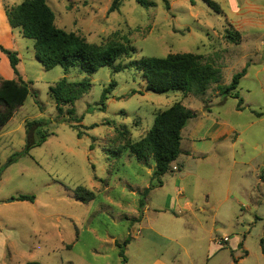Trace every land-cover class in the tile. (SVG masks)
<instances>
[{
  "label": "rangeland",
  "instance_id": "obj_1",
  "mask_svg": "<svg viewBox=\"0 0 264 264\" xmlns=\"http://www.w3.org/2000/svg\"><path fill=\"white\" fill-rule=\"evenodd\" d=\"M113 1L47 3L58 27L89 42L127 35L136 52L115 63L125 67L118 72L113 66L93 74L47 70L32 39L13 40L31 93L0 129V264H264V0H214L221 13L204 0H168L170 9L163 0H149V7L124 0L109 14ZM170 53L203 55L219 69L223 87L249 64L235 91L242 109L239 98L221 95L217 84L203 96L147 91L142 71L131 63ZM7 72L0 68V80ZM64 78L91 83L74 106L64 107L74 108L80 122L64 121L50 94ZM111 82L116 86L102 109ZM186 96L197 116L220 120L233 133L212 143L205 128L190 147L185 131L181 149L192 156L183 152L181 171L166 174L165 186L145 195L157 184L155 162L138 160L126 145ZM34 120L43 121L37 140L42 132L51 135L28 148L26 123ZM80 187L95 199H78ZM21 194L34 195L35 202L13 200Z\"/></svg>",
  "mask_w": 264,
  "mask_h": 264
},
{
  "label": "trees",
  "instance_id": "obj_2",
  "mask_svg": "<svg viewBox=\"0 0 264 264\" xmlns=\"http://www.w3.org/2000/svg\"><path fill=\"white\" fill-rule=\"evenodd\" d=\"M123 1L114 0L108 13L119 10ZM135 1L143 7H149L152 4L149 0ZM163 1L166 9H170L169 1ZM204 1L216 12H222L221 6L214 0ZM6 12L10 26L13 29L19 28L24 37L34 41L35 56L47 70L61 66L66 74L75 68L93 74L104 66H113L114 71L118 72L125 67H122L121 64L115 65V63L123 56L136 52V48L127 35L122 36L121 40L112 39L105 44H96L89 42L80 34L67 32L58 27L55 12L47 0H24L20 4L8 7ZM236 35L238 36V34ZM229 37H232V34ZM0 51L8 57L16 76L13 79L0 80L1 129L14 116L18 107L25 103L31 93V88L30 82L26 81L18 71L20 61L18 51L6 48L2 44H0ZM130 66L142 71L147 84L146 90L158 94L180 91L185 95L203 96L212 85L217 84L221 95L239 98L235 91L242 78L247 74L246 66L233 76L230 85L223 87L219 85L221 82L219 69L205 61L203 55L194 53H170L165 57H146L133 61ZM115 86L116 82H111L109 87L104 90L101 97L102 109L106 108L105 102L108 99V94ZM90 89L89 80L69 82L66 78L50 87V94L56 102L59 115L64 117V121H81V118L76 117L74 108L65 111L64 107L74 106L75 102ZM242 105L243 99L239 98L238 109H242ZM197 115L198 112L185 106L183 101L175 102L170 108L156 114L154 124L145 136L126 145L138 160L146 163L149 159L154 160L156 166L152 180L157 184H152L153 187L161 186L162 177L174 171L173 164L182 154V132L189 121ZM42 123L43 121L39 120L26 123L28 148L41 145L51 135L42 132L41 137L36 139V133L41 132L38 126ZM72 127L76 128L75 125ZM81 135L82 133L79 132L78 136L81 137ZM18 156L19 154L14 155L11 161H15ZM152 186L145 189V195L152 189ZM78 192L80 193L76 194L77 198L83 201H91L96 197L94 192L81 187ZM35 199V196L31 194H21L13 198L16 201L29 202H35ZM117 245L121 247V244L117 243ZM261 245L264 255L263 241H261ZM119 253L122 257L125 256L122 249Z\"/></svg>",
  "mask_w": 264,
  "mask_h": 264
},
{
  "label": "crops",
  "instance_id": "obj_3",
  "mask_svg": "<svg viewBox=\"0 0 264 264\" xmlns=\"http://www.w3.org/2000/svg\"><path fill=\"white\" fill-rule=\"evenodd\" d=\"M5 1H7V0H0V44L5 46L6 48L15 50L16 49L14 46L15 42L13 40H15V38L18 39L19 36H22V32L19 28L13 29L10 26L8 18H7V12H6L7 6L5 4ZM13 5H17V4H11V7ZM16 34H18L17 37L15 36ZM16 50H18V49H16ZM2 67L4 69H6L7 71H9L5 74L6 79H13L14 73H12V71H11L9 59L4 53H2L0 51V68H2ZM185 99H186V101L183 102L184 105L191 108V105L188 101L189 98H187V96H186ZM191 109H193V108H191ZM208 111H210V110H208ZM198 118L200 120H197ZM191 120H195V121H191ZM191 120L189 121L188 125L186 126V128L182 132V137H183L182 141L184 140L185 131L187 132L186 139L191 141L190 147L193 146L192 141L198 140L199 139L198 137H200L199 136L200 132L205 128H206V133L208 134V138L211 140L212 143L222 141L223 139H225L227 137V135H231L233 133V128H231L229 126H225L220 120H212L209 117L200 118V116H197ZM181 145H182V143H181ZM194 149H196V148H194ZM183 152L185 154H187V156H189V157L192 156L191 150H185V151L182 150V153ZM178 160L173 165L178 167V170H176V171H181L182 164L180 162H178ZM154 170H155V167H154ZM154 170H152V171L154 172ZM153 172H152V175H153ZM173 172H175V170ZM164 186H165V184H163V181H162V185L157 186V187H164ZM149 187H151V186H149ZM181 197H183L182 194L180 195V198ZM178 200L179 199H177V201ZM24 202H28V201H24ZM176 205L179 206V203L177 202ZM144 207H146V206L144 205L143 209H144ZM146 212H147V209H144V213H146ZM136 218L139 222L140 220L138 219V217H136ZM132 227H134V225ZM111 240L113 241V244L117 245V243H118L117 237H112Z\"/></svg>",
  "mask_w": 264,
  "mask_h": 264
},
{
  "label": "built area",
  "instance_id": "obj_4",
  "mask_svg": "<svg viewBox=\"0 0 264 264\" xmlns=\"http://www.w3.org/2000/svg\"><path fill=\"white\" fill-rule=\"evenodd\" d=\"M173 170H178V167L177 166H173ZM227 241H229V238L228 237H225L224 239H223V242H227Z\"/></svg>",
  "mask_w": 264,
  "mask_h": 264
}]
</instances>
